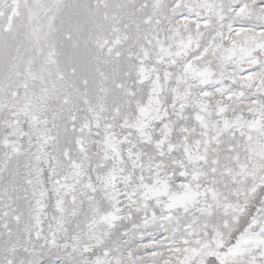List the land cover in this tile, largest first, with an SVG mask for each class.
<instances>
[{"label":"snow or ice","instance_id":"1","mask_svg":"<svg viewBox=\"0 0 264 264\" xmlns=\"http://www.w3.org/2000/svg\"><path fill=\"white\" fill-rule=\"evenodd\" d=\"M0 264H264V0H0Z\"/></svg>","mask_w":264,"mask_h":264}]
</instances>
